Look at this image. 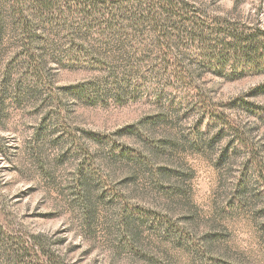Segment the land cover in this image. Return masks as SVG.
Wrapping results in <instances>:
<instances>
[{
	"label": "rangeland",
	"instance_id": "rangeland-1",
	"mask_svg": "<svg viewBox=\"0 0 264 264\" xmlns=\"http://www.w3.org/2000/svg\"><path fill=\"white\" fill-rule=\"evenodd\" d=\"M192 1L206 16L264 30V0ZM10 6L0 0L6 19ZM98 30L81 33L109 66L63 50L40 85L14 62L13 35L0 47V264L36 237L64 264H264V63L237 64L233 79L204 76L227 118L210 123L184 94L161 90L151 36L126 42L138 74L127 77L124 50ZM180 50L193 60L200 52ZM87 86L93 99L72 89ZM114 86L126 88L122 99ZM78 168L90 180L89 209Z\"/></svg>",
	"mask_w": 264,
	"mask_h": 264
},
{
	"label": "trees",
	"instance_id": "trees-1",
	"mask_svg": "<svg viewBox=\"0 0 264 264\" xmlns=\"http://www.w3.org/2000/svg\"><path fill=\"white\" fill-rule=\"evenodd\" d=\"M9 8L10 15L7 19L0 9V47L6 43V35H13L18 53V57L13 60L15 63L20 60L28 77L36 85L47 80L46 69L50 66V61L55 60L52 56L60 55L63 50L65 54L68 51L75 52L64 57L73 62L80 60V52H85L91 59L86 56L84 58L92 64L110 65L106 56L101 58L98 50L87 47L84 41L89 36L81 33L85 28L91 31L98 28L97 34L107 37V46L118 43L117 51L124 50L125 54L121 53V57H126L127 60V77L137 76L129 56L131 54L127 55L125 52L126 42L147 35L154 39V54L157 50L158 56H161H156L158 62L154 63L157 65L156 72L165 79L161 90L176 92L180 94V99L184 94L182 104L196 110L201 119L208 117L210 123L224 122L227 118L219 112L217 103L203 89L201 81L204 76L212 72L218 77L233 79L240 76L237 64H252L257 70L264 63L262 28L250 29L243 20L238 22L227 17L206 16L201 5L192 0H11ZM121 20L128 22L132 31L119 28ZM75 25L81 30L74 29ZM102 26L109 28L101 30ZM61 32L68 43L66 45L61 40ZM185 46L200 51L195 60L187 59L181 54L180 49ZM50 51L53 52L51 58ZM59 62L62 64L65 61ZM227 66H232V69L225 71ZM244 74L246 72L241 76ZM23 84L21 81L17 86ZM72 89L93 99L92 86ZM113 90L120 99L127 93L126 88L121 86H114ZM258 91L264 93V85ZM53 102H57V108L65 118L62 98L58 97ZM175 105L172 103L170 108ZM77 172L80 175V186L84 187L80 193L83 198L81 206L89 209L93 202L90 180H86L81 168ZM243 186L241 184L240 188ZM19 249L13 251L10 257L14 264H64L58 255L46 250L40 237L32 238L30 243H21Z\"/></svg>",
	"mask_w": 264,
	"mask_h": 264
}]
</instances>
